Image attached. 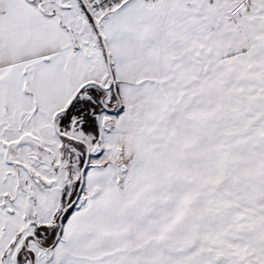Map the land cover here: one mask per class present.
I'll return each mask as SVG.
<instances>
[{
	"label": "snow or ice",
	"instance_id": "6c2138e0",
	"mask_svg": "<svg viewBox=\"0 0 264 264\" xmlns=\"http://www.w3.org/2000/svg\"><path fill=\"white\" fill-rule=\"evenodd\" d=\"M0 264H264V0H0Z\"/></svg>",
	"mask_w": 264,
	"mask_h": 264
}]
</instances>
